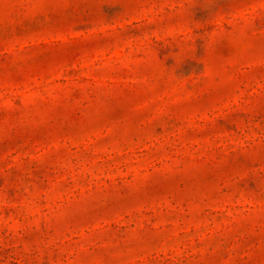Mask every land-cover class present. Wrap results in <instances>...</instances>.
<instances>
[{
  "label": "rangeland",
  "instance_id": "rangeland-1",
  "mask_svg": "<svg viewBox=\"0 0 264 264\" xmlns=\"http://www.w3.org/2000/svg\"><path fill=\"white\" fill-rule=\"evenodd\" d=\"M0 264H264V0H0Z\"/></svg>",
  "mask_w": 264,
  "mask_h": 264
}]
</instances>
